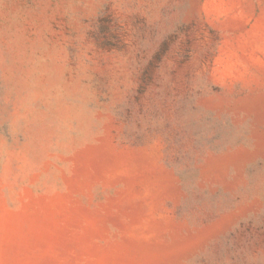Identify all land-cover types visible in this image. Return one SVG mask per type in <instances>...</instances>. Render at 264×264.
I'll list each match as a JSON object with an SVG mask.
<instances>
[{
  "label": "rangeland",
  "instance_id": "obj_1",
  "mask_svg": "<svg viewBox=\"0 0 264 264\" xmlns=\"http://www.w3.org/2000/svg\"><path fill=\"white\" fill-rule=\"evenodd\" d=\"M0 264H264V0H0Z\"/></svg>",
  "mask_w": 264,
  "mask_h": 264
}]
</instances>
